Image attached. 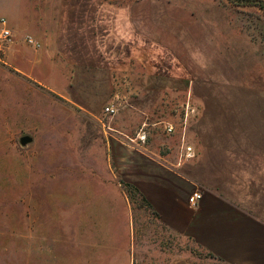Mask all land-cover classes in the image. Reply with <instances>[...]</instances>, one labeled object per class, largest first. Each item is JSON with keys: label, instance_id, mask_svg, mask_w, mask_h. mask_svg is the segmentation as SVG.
Wrapping results in <instances>:
<instances>
[{"label": "rangeland", "instance_id": "1", "mask_svg": "<svg viewBox=\"0 0 264 264\" xmlns=\"http://www.w3.org/2000/svg\"><path fill=\"white\" fill-rule=\"evenodd\" d=\"M260 1L59 0V8L85 10L99 35L115 27L111 123H129L133 139L193 163L205 185L264 212ZM2 41L0 264H123L122 223L129 204L140 215L141 199L107 176L103 140H74L85 123L68 102L4 65Z\"/></svg>", "mask_w": 264, "mask_h": 264}, {"label": "crops", "instance_id": "2", "mask_svg": "<svg viewBox=\"0 0 264 264\" xmlns=\"http://www.w3.org/2000/svg\"><path fill=\"white\" fill-rule=\"evenodd\" d=\"M91 25L85 10L60 9L59 0H0V32L10 33L4 65L68 102L85 123L74 140H103L107 176L142 201L136 217L129 204L115 256L123 264H264V212L205 185L193 163L133 139L129 123L101 120L115 95L117 32L104 24L99 35ZM194 192L201 198L192 207Z\"/></svg>", "mask_w": 264, "mask_h": 264}, {"label": "built area", "instance_id": "3", "mask_svg": "<svg viewBox=\"0 0 264 264\" xmlns=\"http://www.w3.org/2000/svg\"><path fill=\"white\" fill-rule=\"evenodd\" d=\"M1 23H3V20H1ZM10 35L9 30L6 28H1V32H0V37L2 39L7 38ZM118 111V108L115 107L113 104L112 105H107L103 108V113H105V115L109 116V117H113L114 115H116ZM164 130L167 133H171L173 131V125L171 123H165L164 124ZM128 140H131L130 138L126 137ZM138 140H140L141 142L145 141V138H136ZM191 147H186V156H189L191 154ZM201 198V194L199 192H194L188 199V204L190 206H195L197 201Z\"/></svg>", "mask_w": 264, "mask_h": 264}, {"label": "water", "instance_id": "4", "mask_svg": "<svg viewBox=\"0 0 264 264\" xmlns=\"http://www.w3.org/2000/svg\"><path fill=\"white\" fill-rule=\"evenodd\" d=\"M20 141H21V143H26V142L30 141V137L23 136V137H21Z\"/></svg>", "mask_w": 264, "mask_h": 264}, {"label": "trees", "instance_id": "5", "mask_svg": "<svg viewBox=\"0 0 264 264\" xmlns=\"http://www.w3.org/2000/svg\"><path fill=\"white\" fill-rule=\"evenodd\" d=\"M248 1H252V2H260V3H262V1H260V0H248Z\"/></svg>", "mask_w": 264, "mask_h": 264}]
</instances>
